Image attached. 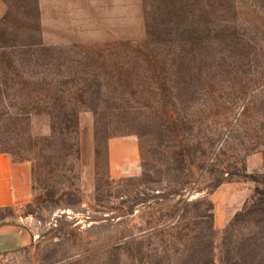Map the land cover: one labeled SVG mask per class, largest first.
Wrapping results in <instances>:
<instances>
[{"label": "rangeland", "instance_id": "1", "mask_svg": "<svg viewBox=\"0 0 264 264\" xmlns=\"http://www.w3.org/2000/svg\"><path fill=\"white\" fill-rule=\"evenodd\" d=\"M79 3L0 0V264H264V0Z\"/></svg>", "mask_w": 264, "mask_h": 264}, {"label": "crops", "instance_id": "2", "mask_svg": "<svg viewBox=\"0 0 264 264\" xmlns=\"http://www.w3.org/2000/svg\"><path fill=\"white\" fill-rule=\"evenodd\" d=\"M80 0H46L49 11L52 15L64 18L72 15L75 9L79 8ZM104 0H89L90 5L84 6L87 12L90 6H101ZM115 0H106L107 3ZM88 2V0H84ZM98 3V4H97ZM100 8V7H98ZM77 11V10H76ZM74 15V14H73ZM72 15V16H73ZM119 147L112 144L111 159L116 161L118 156H126L129 158L128 164L135 166L138 157V145L132 138L122 140ZM133 163V164H132ZM32 171L31 166L24 162H14L12 158L5 153H0V209L18 207L28 202L32 197ZM33 236L22 225H4L0 226V251H13L21 247L30 245Z\"/></svg>", "mask_w": 264, "mask_h": 264}, {"label": "trees", "instance_id": "3", "mask_svg": "<svg viewBox=\"0 0 264 264\" xmlns=\"http://www.w3.org/2000/svg\"><path fill=\"white\" fill-rule=\"evenodd\" d=\"M4 49V46H0V50Z\"/></svg>", "mask_w": 264, "mask_h": 264}]
</instances>
